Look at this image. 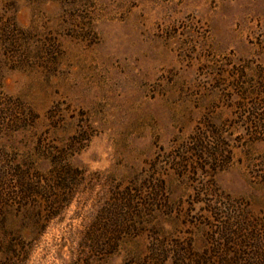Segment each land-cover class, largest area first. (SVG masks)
Here are the masks:
<instances>
[{
	"label": "rangeland",
	"instance_id": "rangeland-1",
	"mask_svg": "<svg viewBox=\"0 0 264 264\" xmlns=\"http://www.w3.org/2000/svg\"><path fill=\"white\" fill-rule=\"evenodd\" d=\"M259 115L264 0H0V236L19 264H152L160 239L217 249L224 221L264 233ZM194 136L203 169L183 153ZM56 162L76 186L41 220L20 176ZM126 188L128 234L95 228ZM89 228L110 253L83 245Z\"/></svg>",
	"mask_w": 264,
	"mask_h": 264
},
{
	"label": "trees",
	"instance_id": "trees-1",
	"mask_svg": "<svg viewBox=\"0 0 264 264\" xmlns=\"http://www.w3.org/2000/svg\"><path fill=\"white\" fill-rule=\"evenodd\" d=\"M256 122L258 127L262 129L259 133L264 134V115L256 116ZM257 139L262 138L258 137ZM206 144L197 136L192 137L189 146H183V153L194 156L193 158L190 156V159H185L186 162L188 164L196 163L198 164L197 168L203 169L207 165V162L204 161L200 164L198 161L203 159L204 155L202 154H206L204 151ZM185 160L183 159V161ZM55 164L56 168L46 175V177L42 175L31 177L28 171H24L20 176L24 192L27 199H29L27 203L31 205V198H33V207L36 210H40L39 212L37 211V214L39 215L38 219L41 220H47L51 215L57 213L58 209L69 201L68 197H66L70 195L69 189L73 192L74 186H76V176L78 174L65 167H61L57 162ZM180 164L185 166L182 163ZM160 187L162 188L163 186L160 185ZM152 189L154 190H151L148 195H153L155 199L159 198L158 186L152 187ZM134 196L131 193V189H123L118 194V197H114L113 200L102 208L98 222L95 223V228L101 220L108 221V226L111 221L113 223L116 220L119 223L114 222V224H118L120 227L119 235L124 237L125 234H128L127 231L123 230L127 228L125 209L130 207L129 204L131 205L135 202ZM141 205L143 204L138 202V206L140 207ZM223 224L220 232L218 231L217 234H213L210 238L212 245L215 246L216 244L217 247V249L213 250L214 252L212 249H209L204 251V253L192 254L190 256L188 249L183 248L182 244L178 241L169 244L168 241L160 239L150 249L148 259L153 262L152 264H167L170 256L174 260L171 264H264V233L259 226L252 225L248 222V219H242L239 223L224 221ZM95 228H89L83 245H87L92 253L99 251L110 253L111 251L108 249L109 243H105V247L102 246L103 248H98L99 240H96ZM216 235L218 237L215 239ZM1 245L2 248L4 247L8 250L10 256L4 262H0V264H19L18 261H21L24 257L20 253L22 245L13 239L6 241L5 235L0 236Z\"/></svg>",
	"mask_w": 264,
	"mask_h": 264
}]
</instances>
